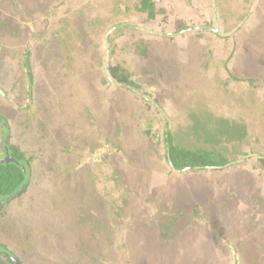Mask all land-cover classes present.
<instances>
[{"label":"rangeland","instance_id":"rangeland-1","mask_svg":"<svg viewBox=\"0 0 264 264\" xmlns=\"http://www.w3.org/2000/svg\"><path fill=\"white\" fill-rule=\"evenodd\" d=\"M118 1L0 0V154L33 159L0 245L20 264H232L229 243L239 264H264V169L249 159L264 156V0H218L219 38H168L181 22L134 14L106 45L136 3ZM115 65L135 89L110 79ZM167 133L232 168L170 173Z\"/></svg>","mask_w":264,"mask_h":264},{"label":"trees","instance_id":"trees-1","mask_svg":"<svg viewBox=\"0 0 264 264\" xmlns=\"http://www.w3.org/2000/svg\"><path fill=\"white\" fill-rule=\"evenodd\" d=\"M11 1V0H10ZM163 0L154 1V0H136V3L131 6V4H125L124 8L122 7L124 13H125V20L124 22L119 23L118 25H115L114 27L110 28L108 30L105 36V42L106 45H108V36L112 35L113 32L120 31V27L123 26V29L126 31H129L130 28L133 27L131 23H129V19L132 15H140L139 19L137 21L140 22H150L153 24V22L156 20L157 15L163 14L164 9L162 7ZM103 4V3H102ZM119 1L117 0V5H119V8H121ZM132 9V10H130ZM52 10V9H51ZM132 12V14L130 13ZM137 19V18H136ZM162 20L165 21V18L163 16ZM126 21V22H125ZM1 24V21H0ZM135 27H137L135 25ZM138 28V27H137ZM218 27H210L206 25H199L196 27H189L184 23H181L180 26L176 27L174 29V33L172 35H166L168 38L172 37L176 34H184L186 32L191 31H197L199 34H197V37L201 36L204 32L210 33L214 37H220L221 34L218 32ZM206 29V30H205ZM140 31L142 33L145 31L144 28H140ZM200 30V31H199ZM147 32V31H146ZM202 33V34H201ZM121 35V34H120ZM158 36L163 37L164 34H159ZM107 39V40H106ZM52 46V44H49ZM30 44L27 43V47L25 48L23 53V59H28L29 52H30ZM110 48H106V51H104V59L107 61V57L111 55ZM260 63L264 65V60H260ZM28 64V60L25 61V65ZM108 73L110 75V79L117 85L121 86L124 85L126 88H133L135 89L136 85H134V82L131 79H128L126 75L122 74L119 65H115L114 67L108 66L107 67ZM124 75V76H123ZM129 89V91H131ZM131 93H134L131 91ZM30 99V96L28 97ZM151 104V103H150ZM223 130L228 131L229 133L234 134L236 138H241L242 130L243 128L238 126H231L228 128L227 122L222 121ZM0 125L2 128L7 131V128L4 124V120L0 117ZM231 125V124H230ZM201 130V129H200ZM204 131V130H201ZM210 131V132H209ZM204 131L203 134H197L198 137H202L203 142L207 140V137L214 139L216 137L217 132V126L212 131ZM198 132V131H197ZM196 133V132H195ZM214 137V138H213ZM164 144L162 151H163V159L164 162L169 169V172L172 174H177L178 172H198V171H222L223 168L225 169L226 166H232L228 164V160H225L222 157L219 156H211L210 153L205 151H186L184 149H179L177 147H174L171 142V135L165 134L163 137ZM7 142V141H6ZM152 147H154L152 145ZM219 157V158H218ZM218 158V159H216ZM3 159L4 161L0 163V212L3 211L4 207L9 204L12 200L19 198L20 196H23L27 190L29 189V186L31 185V182L29 180L32 166L31 163L33 162L32 157L26 156L23 152L20 151V149L14 145L5 144L2 148V154H0V160ZM249 159L256 160L259 162L260 166L264 169V156H253ZM257 206L258 204L255 203ZM173 222L170 223L166 228L172 227ZM225 247L231 251L233 254L232 258V264H239V259L234 253L233 245L225 243ZM0 264H20L16 259L13 257V255H10V253L5 249L4 246L0 245Z\"/></svg>","mask_w":264,"mask_h":264},{"label":"crops","instance_id":"crops-1","mask_svg":"<svg viewBox=\"0 0 264 264\" xmlns=\"http://www.w3.org/2000/svg\"><path fill=\"white\" fill-rule=\"evenodd\" d=\"M215 5L216 6L218 5V0H163L162 7L164 9V12L163 14L160 15L164 16L166 23H168V21L172 22V20H174L175 18L174 21H176V23L181 22L187 24L189 20L195 22L194 24L196 25V27L198 25H203L206 22V20L208 19L211 20L213 18L211 23L215 24L214 27L215 26L218 27L219 23L222 26L221 21L223 20L224 17H221V14L218 12V8L215 7ZM209 8H211V10H209L208 13ZM187 9L190 10L189 13H187ZM183 14L186 16V18H184ZM199 16H201L203 19L198 20ZM178 26H180L179 23L177 27ZM217 29L219 30L220 28ZM172 33H174V30L170 31L168 35H172ZM225 33H229V32H225Z\"/></svg>","mask_w":264,"mask_h":264},{"label":"flooded vegetation","instance_id":"flooded-vegetation-1","mask_svg":"<svg viewBox=\"0 0 264 264\" xmlns=\"http://www.w3.org/2000/svg\"><path fill=\"white\" fill-rule=\"evenodd\" d=\"M3 161H4V160H3V159H1V160H0V163H1V162H3Z\"/></svg>","mask_w":264,"mask_h":264},{"label":"clouds","instance_id":"clouds-1","mask_svg":"<svg viewBox=\"0 0 264 264\" xmlns=\"http://www.w3.org/2000/svg\"><path fill=\"white\" fill-rule=\"evenodd\" d=\"M154 1H159V0H154ZM168 35V34H167Z\"/></svg>","mask_w":264,"mask_h":264}]
</instances>
